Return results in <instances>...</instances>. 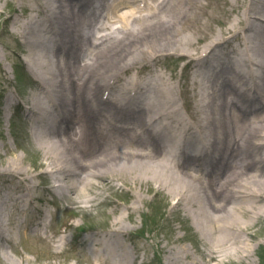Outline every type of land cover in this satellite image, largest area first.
<instances>
[{
  "label": "bare ground",
  "instance_id": "1",
  "mask_svg": "<svg viewBox=\"0 0 264 264\" xmlns=\"http://www.w3.org/2000/svg\"><path fill=\"white\" fill-rule=\"evenodd\" d=\"M28 11L14 25L40 83L32 134L61 195L91 202L95 187L125 180L146 203L147 183L187 214L208 264L251 262L264 219V0H32ZM169 52L196 69L190 113L166 72L141 75ZM127 208L94 241L98 260L132 259L119 240ZM165 252L168 264H196L187 245Z\"/></svg>",
  "mask_w": 264,
  "mask_h": 264
},
{
  "label": "rangeland",
  "instance_id": "2",
  "mask_svg": "<svg viewBox=\"0 0 264 264\" xmlns=\"http://www.w3.org/2000/svg\"><path fill=\"white\" fill-rule=\"evenodd\" d=\"M31 1L0 0V264H8L1 251H6L16 264H121L114 253L106 254L104 261L98 260L93 248L96 244L90 245L96 239L101 243L109 230L118 227L113 224L116 207L125 212L127 207L136 210L131 217L126 215L125 232L119 237L121 250L132 255L128 264H168L165 250L172 245L189 246L192 260H196V264H206L207 260L196 251V248L203 250L205 247L200 243L193 244L187 237L186 224L193 225V222L184 211L169 205L173 200L163 192L157 193L144 183L142 193L147 196V201L140 203L135 196L141 193L137 184L116 180L114 186L111 184L107 189L95 187L90 193L92 201L85 202L76 194L62 196L56 186L58 178L54 173H46L44 152L32 134L37 124L30 115L36 108L33 94L40 83L24 64L28 47L18 25H14L15 20L25 22L30 18ZM103 23L100 21L98 25ZM216 26L218 31L222 28ZM159 60L155 67L145 68L141 75L157 71L154 69L166 72L177 85L183 110L190 113L192 109L187 102L192 98L184 88H187L190 76L194 77L195 67L177 53L169 52ZM41 100L45 99L41 97ZM22 194L27 205L18 204L21 198L13 201ZM25 210L26 217L21 214ZM50 212H56L54 216L59 222L44 232L36 221L48 218ZM63 220H69L65 245L59 241L62 233L57 231ZM253 230L260 235L252 243L255 250L251 262L236 264L264 263V219ZM177 238L181 240L176 241ZM227 259L223 258L220 263L228 264ZM210 264L217 263L212 261Z\"/></svg>",
  "mask_w": 264,
  "mask_h": 264
},
{
  "label": "trees",
  "instance_id": "3",
  "mask_svg": "<svg viewBox=\"0 0 264 264\" xmlns=\"http://www.w3.org/2000/svg\"><path fill=\"white\" fill-rule=\"evenodd\" d=\"M263 262H264V259H263ZM264 264V263H263Z\"/></svg>",
  "mask_w": 264,
  "mask_h": 264
}]
</instances>
